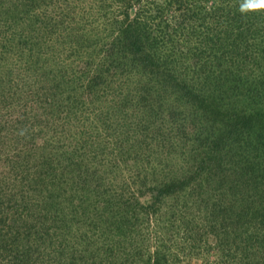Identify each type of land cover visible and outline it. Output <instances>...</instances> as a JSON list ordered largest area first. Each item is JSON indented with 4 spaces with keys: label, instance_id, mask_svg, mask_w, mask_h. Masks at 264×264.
Listing matches in <instances>:
<instances>
[{
    "label": "trees",
    "instance_id": "obj_1",
    "mask_svg": "<svg viewBox=\"0 0 264 264\" xmlns=\"http://www.w3.org/2000/svg\"><path fill=\"white\" fill-rule=\"evenodd\" d=\"M57 1L0 0V117L15 108L0 123V264H264V11L249 0L248 11L242 0H63L75 15L95 2L102 26L73 24L53 69L41 34ZM27 24L40 33L26 37ZM207 53L236 93L207 82ZM111 72L135 82L109 87ZM212 89L242 100L241 122L227 125ZM166 122L180 165L125 172L152 162L142 143ZM153 220L150 248L133 233Z\"/></svg>",
    "mask_w": 264,
    "mask_h": 264
},
{
    "label": "rangeland",
    "instance_id": "obj_2",
    "mask_svg": "<svg viewBox=\"0 0 264 264\" xmlns=\"http://www.w3.org/2000/svg\"><path fill=\"white\" fill-rule=\"evenodd\" d=\"M249 1L251 2L252 6L253 5L259 6L264 11V0H249ZM83 5L86 7V10L82 11V13L80 15H75L73 11H70L71 7L68 8L67 3L65 1L59 0V1H57L56 4L52 5V7L50 8V10H53L51 12V15L44 19V21H47V23L49 25H51L50 28H47V30H46L47 33L42 32L44 35L41 34L42 40L49 36L51 43H53L52 45L51 44L47 45V43H45V44H43V47H45V48H42L43 51H45L47 49L46 56H43L44 57L43 60H46L48 62V66L50 68L54 69L56 67V65L58 63L55 61H62L63 60L61 57L58 58L59 55H62V54L60 51H58L55 48L57 47L58 44H68L69 43L68 37H64V36H66L68 31H71L70 28L73 27V24H74L75 29H87V30L92 29V28H96V27L100 28L102 26V25H100L98 18H93V16L90 15V11H92L96 8V3L95 2L93 3L90 1L89 3H86V4L83 3ZM63 7H64V9H62ZM248 8H250L248 2L246 0H242L241 4H240V10L248 11ZM107 10H109V12L113 13L115 16L121 15L119 12L120 7H118L117 5H111V6L107 7ZM38 12H39V14H37L35 16H40V18H41L45 15L44 14L45 13L44 8L37 10L36 13H38ZM40 12H41V14H40ZM74 16L76 17V21L74 20L75 22H72L73 19H71V18ZM243 16L244 15L241 12L240 17L243 18ZM27 25L28 26H26V25L23 26V27H27L26 29L24 28L25 32H23L26 37H31L32 35H37L38 33H40L32 25H30V24H27ZM68 25H70V26H68ZM23 27H21L19 29L17 27V25L16 26L12 25L11 31L12 32L13 31L15 32L16 30L23 31L24 30ZM0 30H3V29L1 28ZM76 31L78 32V30H76ZM12 32H10V33H12ZM4 42L6 43L7 39H5L3 33H1L0 44H2ZM73 42H75V41H73ZM85 51H88V49H85ZM208 52H210V50ZM58 53H59V55H58ZM53 55H54V57H53ZM62 56L65 57L66 56L65 53H63ZM84 56L86 57L87 55L84 54ZM207 58H208V66H207L208 75L206 77L211 76V78L208 79L207 82H209V80H213V78H217L216 84H218V82L220 81V83L218 85L219 89H221V86H222V88H223L222 90H224L226 93H228V92L236 93L233 90H239V86L234 84L233 82H231V79L229 78L230 75H228L227 72L224 71L226 69V67L221 65V64H214L215 63L214 61L212 63L211 59H210L211 57H210V55H208V53H207L206 59ZM83 60L85 61V58H82V59L79 58V59H77V61H75V63L80 62L79 64L83 65ZM94 67H96V64L94 65ZM214 68H215L216 72L214 70L212 71V69H214ZM196 69H197V67H196ZM49 70L50 69L47 68V71H49ZM81 71H82V69H81ZM194 75L198 76L199 73H195ZM13 76H14V78L17 77V73H14ZM109 76L110 77H108V78L111 79V81H112L111 84H109V87H110V85L118 84L117 82H121V81L122 82L126 81V82H131V83L135 82V80L132 77H130L126 74H116V73L113 74V72H111L109 74ZM189 78L195 81V79L193 78V73L189 74ZM114 80H115V82L113 83ZM205 82L206 81H204V83H203L204 87L207 86V84H205ZM153 83L156 84L155 81H153ZM17 86L18 85H16V87ZM157 87H158V85H157ZM7 90H8V88H7ZM212 90H213L212 95L214 97L215 106L218 107L220 110L222 108H225V110L228 112V115H225L228 117V119L223 117L226 121H228V123L227 122H225V123H227V125H229L230 122H234V121H236L238 123L241 122V120H243V119H242V116H240V115H242V114H241V112L234 110L235 109L234 105L235 104H241L242 100L240 98L238 100H234V99H232L226 95L224 97H222V95L214 96L215 90L214 89H212ZM8 91H10V90H8ZM19 91H20V88H15V95H16L15 98L16 99L18 98L17 96L19 95V93L16 94V92H19ZM211 97L212 96H210V97L206 96V99L209 101ZM10 98H11V96H10ZM6 100H9V99L7 98ZM207 100H206V102H207ZM14 102H16V101H14ZM222 105H224V107ZM107 106L108 105L106 103L104 108H107ZM243 108H247V111H249V109H250L249 102H248V106L244 105ZM14 109L15 108H10L9 110L4 109V113H5L4 115L5 116L2 115L4 117L3 118H1L2 116L0 117V123L4 122L6 119L9 120V117L12 115L10 113ZM219 114H221V113L219 112ZM222 115H224V114H222ZM7 124H8V122L4 123L5 126ZM152 124L153 123H151V125ZM9 126H11V123L9 124ZM165 126H167V128H165ZM170 127H171V123L166 122L165 124H163V127H161L159 132H157V131L155 132V131L151 130V133H149V131H147L146 137L148 138V141L145 143H142V145L145 148L144 151L149 152L152 162L149 164L147 161V158H148L147 155H144V160L137 162V164L129 163L128 166L126 164H124V171L129 173V174H130V172L132 173L133 170L135 171V174L137 172L142 171V174L144 172L146 174L148 171H150L154 168L162 169L164 164H168V165L174 164L176 166L180 165L176 160L179 158V149L170 148V147H169V149H167V147L165 146V143H166L165 142L166 137H164L165 132L168 133L167 129H170ZM243 128H245V127H243ZM253 128H255L257 131V128L255 126ZM170 139H172V138H170ZM170 139H169V141H170ZM39 154H40V150L38 149L35 151L36 162H39L42 160L43 154H41V155H39ZM1 163H2V160L0 159V164ZM33 163H34V159H31L30 164H33ZM160 163H163V164L160 165ZM181 169L184 170L182 166H181ZM137 179L139 182L141 181V178L138 177ZM132 185L135 186V183H133ZM7 186L9 188L12 185L8 184ZM142 199H145L144 196H142ZM132 228L135 229V227H132ZM157 228H158V226H156V227L154 226V220L150 224H146V225L143 224V226L141 227V229L138 233H136V232L133 233V235H138L133 239H136V238L141 239L144 241V245H145L146 241L144 239L145 238L143 235V233H144V234H146V236L148 238L152 239V240H150L151 242H149L150 248H152L155 245L154 240L156 239L155 233H156ZM130 231H131V229H128L125 232H122L121 237L126 238V236L129 235ZM136 231H138V230H136ZM139 233H142V234L140 235ZM95 239H97V238H95Z\"/></svg>",
    "mask_w": 264,
    "mask_h": 264
}]
</instances>
